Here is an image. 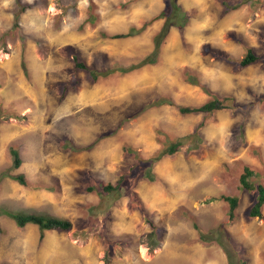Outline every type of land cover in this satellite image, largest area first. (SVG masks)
<instances>
[{
    "label": "rangeland",
    "instance_id": "rangeland-1",
    "mask_svg": "<svg viewBox=\"0 0 264 264\" xmlns=\"http://www.w3.org/2000/svg\"><path fill=\"white\" fill-rule=\"evenodd\" d=\"M178 3L189 22L170 31L155 64L94 82L73 70V57L93 72L138 65L162 20L133 37L110 36L148 22L163 0H0V207L72 225L40 237L35 225L0 215V264H264V209L248 219L255 194L238 183L249 166L259 174L251 181L264 185V0ZM245 46L261 60L241 68ZM74 78L78 85L61 93ZM213 97H230L234 109L205 118L178 112ZM162 99L172 105H156ZM196 133L187 150L153 165L154 182L141 177L166 137ZM121 173L120 192L86 191L114 185ZM17 174L41 188L18 185L9 178ZM222 195L240 199L234 222ZM192 220L210 239L200 240Z\"/></svg>",
    "mask_w": 264,
    "mask_h": 264
},
{
    "label": "trees",
    "instance_id": "trees-1",
    "mask_svg": "<svg viewBox=\"0 0 264 264\" xmlns=\"http://www.w3.org/2000/svg\"><path fill=\"white\" fill-rule=\"evenodd\" d=\"M179 0H163V8L161 11L152 17L148 22L142 24L140 27H130L126 33L123 34H117L110 36L111 39H120V38H127V37H133L136 35H139L141 32L145 30L148 24L157 21L162 20V24L158 32H156L152 38V51L150 54H148L138 65L136 66H130V67H116L110 70H106L104 72H93L88 69L86 64L82 61H78L76 57H73V70L75 72L82 71L89 75L90 79L92 81H97L101 77L113 74L115 72H119L120 74H125L126 72H129L137 67L145 66V65H153L157 62L159 58V53L161 46L164 42V40L167 38L168 34L172 29H176L178 32L182 33L186 27V25L189 22V16L188 13L181 7V5L178 3ZM225 6L227 10H236L239 7V4H228L225 2ZM26 10V5H20L19 11L15 15V19L18 18V15L23 13ZM92 6H90V17L89 21L93 23L95 21L96 15L92 12ZM17 28V23L14 24L13 29ZM221 58L226 59V61L229 60V58L226 55H220ZM261 58L256 55L254 50L250 47L245 46V53L244 56L241 58V60L238 62V66L241 68H246L251 65L256 64ZM21 68L24 73H26V65L23 57L21 58ZM191 84L194 85L193 82ZM78 85V81L76 78L69 80L68 82L60 84V92L64 93L68 89H74ZM172 105L170 101L166 99L159 100L156 105ZM234 109L233 100L230 97H225L222 99L213 97L211 100L205 102L201 106L197 107H179L178 112L181 115H202V118L207 117L208 115H211L213 113L224 111V110H232ZM1 112V111H0ZM6 114V112L2 113ZM201 127V126H200ZM193 138H197L200 140L199 136L196 134L187 135L184 137H166L163 141V148L156 152L154 155L151 156L148 161H146L147 167L146 170L141 172V177L143 179H146L150 182H154L156 180L155 173L152 170L153 165H155L162 157L165 156H172L175 153L183 150H187L189 146L186 145V141L191 140ZM64 149H69L71 151L78 150V148L74 147L73 144H71L69 141H64L61 145ZM198 149V148H195ZM11 158H12V168L18 169L21 164L22 160L20 158L19 152L14 147H10L9 149ZM125 153H127L129 156H137L138 152L136 149H132L129 147H125ZM136 158V157H135ZM138 159V158H137ZM135 163H140L143 165L142 162L135 160ZM9 176V175H8ZM258 172L249 167V166H243L242 172L239 175L238 183L240 186V189L249 193V194H255V199L251 207L248 209L247 212V218L248 219H256L261 218L262 209H264V185L258 183L254 184L253 181H251L252 178L258 177ZM7 177V176H6ZM9 178L13 181H15L18 185L29 188V189H39L40 186H32L28 183L26 177L23 174H17L13 176H9ZM126 183L125 180V174L121 173L119 177L117 178L114 185L112 184H106V185H100L98 187H87L86 191L88 192H95V193H104L106 195H111L114 193H118L122 190ZM43 189H51L52 188H43ZM221 201H223L227 206V218L230 222H234L236 220V212L240 205V199L237 196H228V195H222L219 198ZM0 215H5L9 217L15 225L19 228H23L26 225H35L40 233V237L43 236L44 232L49 231H56V232H68L71 230L72 225L71 223L62 218L53 217L47 214H36V213H23V212H11L6 210L5 208L0 207ZM192 225L196 229V231L199 233V227L195 223L194 220H192ZM152 231L149 235V237L152 239L150 241V246H156L158 242V238L156 236V228L151 224L150 225ZM210 239V234H208ZM205 237L204 234L199 233V238L202 241H206L207 237ZM214 240V239H213ZM216 242L219 243L217 237ZM107 263L108 259H107Z\"/></svg>",
    "mask_w": 264,
    "mask_h": 264
}]
</instances>
